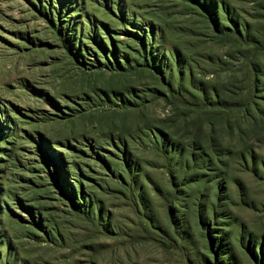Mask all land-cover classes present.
<instances>
[{"label":"rangeland","instance_id":"rangeland-1","mask_svg":"<svg viewBox=\"0 0 264 264\" xmlns=\"http://www.w3.org/2000/svg\"><path fill=\"white\" fill-rule=\"evenodd\" d=\"M0 264H264V0H0Z\"/></svg>","mask_w":264,"mask_h":264},{"label":"trees","instance_id":"trees-1","mask_svg":"<svg viewBox=\"0 0 264 264\" xmlns=\"http://www.w3.org/2000/svg\"><path fill=\"white\" fill-rule=\"evenodd\" d=\"M221 31H223L224 36L227 37V38H231L234 35H241L242 34L241 27L238 26V25H236L235 22H234L233 29H230V28H222Z\"/></svg>","mask_w":264,"mask_h":264}]
</instances>
